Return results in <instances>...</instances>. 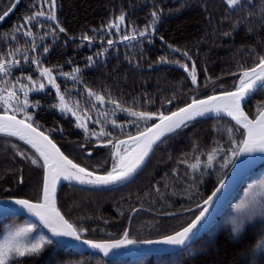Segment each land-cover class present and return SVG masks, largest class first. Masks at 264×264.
I'll return each mask as SVG.
<instances>
[{
    "label": "trees",
    "instance_id": "16d2710c",
    "mask_svg": "<svg viewBox=\"0 0 264 264\" xmlns=\"http://www.w3.org/2000/svg\"><path fill=\"white\" fill-rule=\"evenodd\" d=\"M13 1L0 0V15ZM51 3L20 0L0 25V60L19 61L8 66L6 74L0 73V89L14 90L23 103L20 84L33 88L28 91L29 103L21 108L32 117L30 123L38 125L73 161L99 173L107 172L114 163L109 149L95 148L86 156L81 144L128 136L156 119L140 126L126 116L113 114L103 119L90 111L91 126L84 130L73 113L89 102L87 90L131 111L165 115L193 98L233 89L240 73L258 62L257 55H264V0H241L231 9L224 0H55L54 9ZM52 11L56 20L47 18ZM37 12L45 15L37 16L19 33L14 31ZM153 12L159 13V18L149 27ZM122 13L126 19L119 27H109ZM57 23L65 29L63 33L58 29L53 33ZM29 28L33 36L25 37L23 32ZM145 29L146 34L140 36ZM45 32L49 34L45 36ZM83 35L90 40H82ZM124 36L135 38L125 40ZM109 40L114 42L111 46ZM17 48L19 53L9 55ZM37 57L39 64L32 62ZM88 57H93V62ZM193 64L195 84L190 75ZM42 68L52 71L72 111L55 107L59 104L57 87L43 83ZM73 68L80 69L75 79L64 75ZM41 83L43 89H39ZM259 103H264V87L244 105L249 117L257 114ZM0 112H5L2 103ZM227 128H239L231 140L224 131ZM102 131L105 135H100ZM242 133L240 126L224 117L192 122L161 141L147 170L132 183L103 191L63 185L59 208L78 229H86L84 237L90 240L119 239L127 227L128 238L134 240L171 234L196 216L198 210L186 211L202 202L223 177L233 158V141L242 140ZM17 149L35 156L24 143L0 135V196L38 199L42 167L18 155ZM213 149L219 152L208 162ZM197 157L200 164L192 169ZM231 227L230 223L220 224L210 237L203 235L176 253L133 259L104 260L51 239L40 254L24 258L22 264H264V246L257 248L264 236V217L245 222L243 232L237 235ZM2 231L0 224V234Z\"/></svg>",
    "mask_w": 264,
    "mask_h": 264
},
{
    "label": "snow or ice",
    "instance_id": "6c2138e0",
    "mask_svg": "<svg viewBox=\"0 0 264 264\" xmlns=\"http://www.w3.org/2000/svg\"><path fill=\"white\" fill-rule=\"evenodd\" d=\"M228 8H235L241 4V0H224ZM53 9L55 7V0H52L50 5ZM13 8H9L7 11L0 15V21H3L11 12ZM264 12V8L261 9ZM43 12H37L33 16L26 17L24 24L16 26L14 31L20 32V29L25 25L32 23L37 16H44ZM153 24L149 25L152 27L159 18V13L153 12ZM49 20H56L55 12L52 11L48 17ZM126 16L122 13L118 18L117 22H109V27H119V22L124 21ZM58 29L59 32L63 33L65 29L56 24L53 29ZM147 29L144 32H140V36L146 34ZM49 33L45 32L47 36ZM25 37L33 36L31 29L23 32ZM228 35V33H225ZM82 40H90V37L83 35ZM134 36H124L123 39L129 40L134 39ZM114 42L108 41V45L111 46ZM21 49L17 48L15 53H9V55H15L19 53ZM48 48L44 49L47 53ZM178 51V49H174ZM102 54V53H101ZM185 57H188V53H182ZM253 55H256L253 53ZM190 59V57H188ZM27 53H25V60H27ZM258 62L251 68L244 69L240 73L239 81L234 85V91H221L219 95H211L205 99H193L190 104L184 108H180L176 112H172L171 115L166 116L160 114L158 120L160 123L153 124L149 128H145L144 131H138L137 135L129 136L128 140H117L108 141L109 145H113L119 149L121 145H127L129 141L133 144L138 145V148L134 150L130 155L128 149L125 148L126 156L122 157L118 163H114L110 171L106 175H98L95 171H89L79 164L73 162L66 155H64L56 144L45 135L44 132L38 131L37 128L33 127V123L28 121L32 120L31 116H26L24 120L17 119L15 115H8L7 109L11 101L16 98V92L14 90L9 91L7 96H0V101L5 104V112L0 115V133H7L11 136H17L21 141H25L38 156L29 157L25 153L18 152V155L23 156L25 159H31V163L43 168V182L41 191V202L33 203L27 199H16L15 204L20 205L27 209L30 213L35 214L43 222L44 226L56 237H71L76 241L81 240V234L86 232V229L75 227L72 223L64 218L55 206V197L57 192V184L60 181L78 182L79 184L107 186L114 185L125 181L130 177L136 169L148 156L149 151L153 145L165 135V133H171L177 129L187 127L188 123L197 116H204L211 113H224L235 121L236 126H240L244 129L242 133L243 139L236 142L233 141L235 147L232 148V157H238L242 154L252 153H264V103L257 105V114L255 119H250L249 115L245 113L242 105L254 94L259 88L264 87V55H257ZM89 62H93V57H88ZM33 63L39 64V58H35ZM19 61L14 60H0V73L6 74L8 66L18 64ZM185 71H189L186 65L183 66ZM80 72L79 68H73L72 73H65L64 75H71L73 79L76 78V74ZM196 69L193 64L190 75L192 77L193 84L197 83V77L195 75ZM41 78H46L49 84L57 87V96L59 97L60 103L55 105L59 107L61 111L68 112L72 111L71 108L64 102V97L60 94L58 86L55 84V78L52 76V71L49 68L41 69ZM27 79L31 80V77ZM45 85L41 83L39 89H43ZM35 89V90H39ZM33 90L28 85L20 84V91L24 92L23 105L27 106L28 91ZM91 95V93H90ZM98 100H103V97L97 96ZM38 104V102H37ZM35 106V105H34ZM120 108L119 104L116 105ZM18 107L15 111H20ZM124 111V109H120ZM75 115V113H73ZM131 116L137 117L140 120H150L153 115L144 112H131ZM115 126V121L112 122ZM83 126V125H81ZM239 128H227L224 131L231 140L235 131ZM95 135V133H93ZM100 135H105L102 131ZM219 149H213L212 152L208 153V162L215 159V155L218 154ZM118 155V151L113 153V156ZM40 160L43 161L42 165ZM249 163V161H245ZM200 164V160L197 157L196 162L192 163L190 167L196 169ZM22 182V178H21ZM220 185L224 184L223 180L219 181ZM261 191H264V180H261L258 185ZM222 189L217 187L207 199L203 200L202 210H199V214L183 227L180 231L175 232L173 235L165 236L162 240H145L137 241L128 238V230H125L122 237L114 241H103L96 242L93 240H83L82 242L94 249L107 254L110 249L120 248L121 246L134 245L137 243L144 244H168V245H185L193 239L196 232L199 231L198 225L205 226L208 221L209 205H213L214 198L218 197ZM238 208L243 209L241 215L234 218L231 222V232L234 235L240 234L245 228V222L251 221L256 216L264 217V202L257 201L255 194L250 197L247 201L243 202ZM135 211V209H133ZM32 232V228H20L16 229L10 234L11 238L5 243L0 244V264H22L24 258L31 257L32 255H38L42 252L44 247L51 244L53 241L44 235L36 237L34 240L29 242H23L21 237H25L27 233ZM264 246V236L261 237L260 241L257 242V248ZM192 249H189L191 254Z\"/></svg>",
    "mask_w": 264,
    "mask_h": 264
},
{
    "label": "water",
    "instance_id": "95a60500",
    "mask_svg": "<svg viewBox=\"0 0 264 264\" xmlns=\"http://www.w3.org/2000/svg\"><path fill=\"white\" fill-rule=\"evenodd\" d=\"M20 0H14L13 3L11 4V6L9 8H13L12 12L10 14L13 13L14 9L16 8V6L18 5ZM8 8V9H9ZM7 9V10H8ZM6 10V11H7ZM9 14V15H10ZM3 15V14H1ZM8 15V16H9ZM7 16V17H8ZM6 17V18H7ZM5 18V19H6ZM4 19V20H5ZM3 20V21H4ZM3 21H0V25L3 23ZM240 79V77H239ZM238 79V80H239ZM260 89V88H259ZM235 89H230V90H224V91H234ZM258 91V90H257ZM255 91L254 94L257 92ZM221 92V91H220ZM220 92H216V93H212L208 96L211 95H219ZM253 94V95H254ZM252 95V96H253ZM201 97V98H195V99H205L206 97ZM251 96V97H252ZM250 97V98H251ZM249 98V99H250ZM248 99V100H249ZM193 100V99H192ZM191 101H189L187 104L165 114L166 116L171 115L172 112H176L178 111L180 108H184L186 107L188 104H190ZM247 100V101H248ZM246 101V102H247ZM246 103H244L242 105V107L244 108V105ZM246 113V112H245ZM4 113H0V115H2ZM8 114V113H7ZM8 115H12V114H8ZM214 117H224L227 118L229 120H231L230 117H228L226 114L224 113H211V114H206L204 116H197L195 117L193 120H191L188 124L195 122L197 120H201V119H207V118H214ZM17 119L23 120L21 118H19L18 116H16ZM250 119H255L249 117ZM232 121V120H231ZM235 123V121H232ZM160 123V121L158 120V118L148 127H151L153 124H157ZM34 127V126H33ZM242 128V127H241ZM38 131H40L39 129H37ZM178 130V129H177ZM243 132L244 129L242 128ZM141 131H144L141 130ZM138 133V132H137ZM137 133L130 135V136H135L137 135ZM172 133V132H171ZM171 133H165V135L163 137H161V139L159 141H157L152 149L149 151V154L147 157H145V160L142 162V164L136 169V171L130 176L128 177L127 180L122 181L120 183L114 184V185H107V186H97V185H87V184H79L78 182H69V181H60L57 184V192H56V197H55V206L56 209L60 212V214L62 216H64V218L66 220H68L70 223H72L66 216L65 214L61 211V209L59 208V202H58V193L60 188L65 185V184H69V185H74L76 187L79 188H83V189H87V190H98V191H103V190H112V189H117L123 186H126L128 184H130L131 182H133L134 180H136L138 177H140L149 167L153 155L155 153V150L157 148V146L160 144V142L167 137L169 134ZM1 135H6V136H10L12 138L17 139L18 141L24 143L25 145H27L31 150H33L35 152L34 149L31 148L30 145H28L25 141H21L19 139V137L17 136H11L8 135L7 133H0ZM46 135V134H45ZM129 136L120 138L118 140H128ZM50 138V137H49ZM51 139V138H50ZM243 139V138H242ZM52 140V139H51ZM53 141V140H52ZM117 141V140H116ZM54 144H56L53 141ZM97 146H106L109 145L108 141L107 142H102V143H98L96 144ZM57 148L60 149V147L56 144ZM123 146V148H128L129 147V152L128 154L130 155L134 150H136L138 148V145L133 144L131 141H129V143L127 145H121ZM120 146V147H121ZM115 147V146H114ZM116 148V147H115ZM60 151L66 155L61 149ZM37 154V153H36ZM38 156V154H37ZM67 156V155H66ZM126 156V155H125ZM124 156V157H125ZM68 157V156H67ZM69 158V157H68ZM70 159V158H69ZM121 158L118 159V162L120 161ZM245 161H249V163H245ZM74 162V161H73ZM117 162V163H118ZM41 163H43V161L41 160ZM75 163V162H74ZM262 163H264V153H252V154H242L241 156L238 157H234L232 162L230 163L229 167L227 168L225 174L223 175V177L220 180L224 181L223 185H220L219 182L217 183V185L215 186V188L212 190V192L217 188L220 187L222 189L221 193L218 195V197L214 198V202L213 205H209V213L208 215V221L206 222L205 226H200L198 225L199 231L196 232V235L193 237V239L191 241H189L187 244L185 245H168V244H144V243H137L134 245H127V246H121L120 248H115V249H110L109 252L107 254H105L104 252L100 251L99 249H94L92 247H90L89 245L84 244L82 241L83 240H90V239H86L84 237V234H81V240L80 241H76L75 239L71 238V237H56V236H52V234L48 231V229L45 228V226L42 224L43 222L40 220L39 217H37L35 214L30 213L27 209L23 208L20 205H16L15 204V200L16 199H27L30 200L33 203H37V202H41V191H42V182H43V168H42V180H41V189H40V195H39V199L37 200H32L29 198H24V197H0V217H5V216H19V217H23L29 220H32L38 224H40L41 226H43L50 234L51 238L57 242L58 244H61L62 246L69 248L71 250L77 251V252H83V253H89L92 255H96L101 257L104 260H111V259H115V258H122V259H133V258H137V257H141V256H146V255H165V254H171V253H176L179 252L181 250L186 249L187 247H189L190 245H192L194 242H196L199 238H201L203 236L204 233H206L208 231V229L212 226V224L214 223V221L217 219V217L219 216V214L222 212V210L226 207V205L229 203V201L232 199L233 195L235 194V192L237 191L238 187L248 178V176ZM82 167V166H81ZM88 170V169H87ZM91 171V170H89ZM110 171V170H109ZM98 175H106L107 172L105 173H98L95 172ZM211 192V193H212ZM211 193L209 195H211ZM208 195V196H209ZM207 196V197H208ZM207 197L205 199H207ZM203 207V201L200 202L199 204L189 208L186 212H191V211H195V210H202ZM133 213V212H132ZM199 214V212L197 213V215ZM195 218V217H194ZM193 218V219H194ZM192 219V220H193ZM191 220V221H192ZM190 221V222H191ZM189 222V223H190ZM74 225V224H73ZM187 225H185L184 227H186ZM183 228V227H182ZM181 228V229H182ZM181 229L177 230L180 231ZM175 231V232H177ZM171 233L169 235H173L175 234ZM168 236V235H166ZM165 236L159 237V238H154V239H148V240H162ZM96 242H103V241H114V240H93ZM138 241H145V240H138Z\"/></svg>",
    "mask_w": 264,
    "mask_h": 264
},
{
    "label": "rangeland",
    "instance_id": "374dc122",
    "mask_svg": "<svg viewBox=\"0 0 264 264\" xmlns=\"http://www.w3.org/2000/svg\"><path fill=\"white\" fill-rule=\"evenodd\" d=\"M38 77H40V76H38ZM42 81H43V83L46 82L44 84L49 85L48 80L46 78H45V80H42ZM238 81L239 80H237V82ZM33 85H34V82H33ZM220 91H224V90H220ZM220 91H217V92H220ZM8 92L9 91H2L0 89V96H7ZM87 92H88L89 98L91 97L90 98L91 100L89 98H87L86 100L89 99L88 100L89 102H84V104H81L82 107H80L75 112V117L78 120L76 122V124L78 126L83 125L82 128L84 130H88L90 128V126H91L90 111H92V112L95 111L103 119H105V117H110L109 115H113V114H114V116H118V115L126 116L127 118L131 119V122H134L135 124H139L140 126L141 125H143V126L148 125L154 119H157L158 118V116L153 115L150 120H147V121L140 120L137 117H134V116H131L130 115V113L133 112V111H131L129 109H126L125 107L121 106L119 103L114 102L112 100L107 101L99 93H94V92H91L89 90H87ZM90 93H91V95H90ZM97 96L103 97V100L102 101L101 100H98L97 99ZM193 99H195V98H193ZM0 103H2V106H3L4 111H5V104L3 103V101H0ZM59 103H60V101H59ZM117 104H119L120 108H117L116 107ZM23 106H24L23 103H21L20 100L16 97L15 99H13L11 101L10 105L8 106L7 113H11V114H14V115L20 116V117L22 115H26L25 112H27V111H25V110L15 111V109H17L18 107L21 109V108H23ZM68 106L70 108V105H68ZM120 109H124V111H121ZM135 112H137V111H135ZM131 135H133V134H131ZM128 136H130V135H128ZM127 149H128V152H129V147ZM17 151L20 152L21 150L17 149ZM84 151H83V153H84ZM23 153H25L29 157H32V155H30L26 151H23ZM34 154H35V156H37V154L35 152H34ZM84 155H85V153H84ZM125 155H126L125 149H123V151L118 152V155L115 156L116 160H114V163H117L118 162V159L124 157ZM112 157H113V154H112ZM233 158H232V160H233ZM27 160H29V162L31 163V159H27ZM232 160H231V162H232ZM114 163H112V165L110 166V169L109 170L112 169ZM76 164H78V163H76ZM80 166H82V165H80ZM82 167H84V166H82ZM84 168L93 171L92 169H89L87 167H84ZM261 180H264V163H262L261 165H259L248 176V178L241 184V186L237 189L236 193L234 194L232 200L223 209V211L220 213V215L215 220V222L213 223V225L209 228V230L206 233H204L203 235H206V236L210 237L211 235L214 234L215 229H217L220 224H225V223L226 224H228V223L231 224L232 220L234 218H236L237 216L241 215L242 212H243V209L238 208V206L241 205L243 202L247 201L250 197L253 196V194H255V198H256L257 201L264 202V191H261L259 189V187H258L259 182ZM40 189H41V187H40ZM39 195H40V191H39ZM12 197H23V196L17 194V195L12 196ZM24 198H27V197H24ZM133 213H134V211H133ZM133 213L131 212V214L129 216L128 226H129L130 219H131ZM7 217H10V216L0 217V224L3 227V231L0 234V244L5 243L8 239L11 238L10 234L12 232H14L16 229H20V228H32V232L27 233V235L25 237L19 238L23 242H29L31 240H34L36 237H38L40 235H44L45 237H47L49 239H52L51 236H50V234H49V232L43 226H41L40 224H38V223H36V222H34L32 220L25 219V218L23 220H17L14 217H10V218H7ZM126 230H128V227H127ZM152 239H154V238H152ZM114 240H118V239H114ZM144 240H148V239H144Z\"/></svg>",
    "mask_w": 264,
    "mask_h": 264
},
{
    "label": "flooded vegetation",
    "instance_id": "af4514ba",
    "mask_svg": "<svg viewBox=\"0 0 264 264\" xmlns=\"http://www.w3.org/2000/svg\"><path fill=\"white\" fill-rule=\"evenodd\" d=\"M26 113V115H22L20 118H22V119H25V117L26 116H28L29 114L27 113V112H25ZM31 115V114H30ZM24 116V117H23ZM48 135V134H47ZM117 139H119V138H117ZM117 139H110L111 141H116ZM107 141H109V140H101V141H95V142H92V143H90V144H81V148L83 149V150H85L84 151V153H85V155L86 156H90L91 154H92V152H93V149H95V148H108L109 149V151H110V154H111V157H112V154L114 153V152H120V151H123V146H121L119 149H117V148H115L114 147V144L113 145H106V146H97L96 144H98V143H102V142H107ZM85 143V142H84ZM114 160L116 159L115 158V156H113L112 157Z\"/></svg>",
    "mask_w": 264,
    "mask_h": 264
},
{
    "label": "bare ground",
    "instance_id": "6f19581e",
    "mask_svg": "<svg viewBox=\"0 0 264 264\" xmlns=\"http://www.w3.org/2000/svg\"><path fill=\"white\" fill-rule=\"evenodd\" d=\"M43 224V223H42ZM44 225V224H43ZM46 228V227H45ZM47 229V228H46Z\"/></svg>",
    "mask_w": 264,
    "mask_h": 264
}]
</instances>
